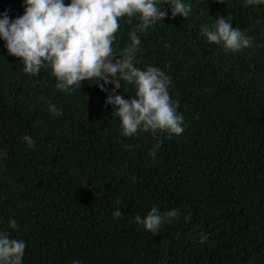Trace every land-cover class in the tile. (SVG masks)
Returning <instances> with one entry per match:
<instances>
[{
  "label": "trees",
  "instance_id": "trees-1",
  "mask_svg": "<svg viewBox=\"0 0 264 264\" xmlns=\"http://www.w3.org/2000/svg\"><path fill=\"white\" fill-rule=\"evenodd\" d=\"M184 2L189 17H172L163 5L167 18L137 32L135 54L139 69L171 77L180 136L124 137L106 103L113 85L101 91L85 81L62 92L50 68L25 73L0 38V231L25 242L22 264H264V4ZM25 7L0 0V19L15 20ZM220 17L254 46L232 54L207 41L201 25ZM139 23L121 18L117 54ZM121 84L116 95H135ZM49 104L62 114L54 117ZM153 206L180 210L155 235L135 222Z\"/></svg>",
  "mask_w": 264,
  "mask_h": 264
},
{
  "label": "clouds",
  "instance_id": "clouds-1",
  "mask_svg": "<svg viewBox=\"0 0 264 264\" xmlns=\"http://www.w3.org/2000/svg\"><path fill=\"white\" fill-rule=\"evenodd\" d=\"M213 2L222 4L224 0ZM25 4L19 18L0 19V38L6 42L9 55L23 62L25 73L38 76L41 69L50 68L57 81L55 87L66 93L80 90L85 81H93L101 91L106 90L105 85H113L106 103L115 106L112 115L119 118L124 137H135L140 131L151 132L154 137L160 133L169 137L183 134V115L177 114L179 102H174L168 91L171 77L155 66L139 69L135 54L141 45L137 32H146L167 18L163 5L171 6L172 17L179 14L187 19L192 12L190 4L184 0H70L67 5L64 0H25ZM260 4L264 0H245L246 6ZM134 16L140 23L129 34L131 45L117 54L113 43L120 20ZM200 31L207 41L222 45L232 54L254 46L253 38L234 27L227 17L216 19L211 28L201 25ZM121 82L134 86L133 97L115 94ZM49 111L54 117L62 114L53 104H49ZM23 140L29 149L36 146L29 135ZM160 146L158 142L150 152L153 158ZM125 147L131 149L132 145ZM179 214V209L160 212L153 206L145 217L137 215L135 222L155 235ZM121 216L120 209L113 212L114 218ZM9 228L17 229L15 219L9 220ZM25 248L24 241L11 238L9 231H0V264H22Z\"/></svg>",
  "mask_w": 264,
  "mask_h": 264
}]
</instances>
